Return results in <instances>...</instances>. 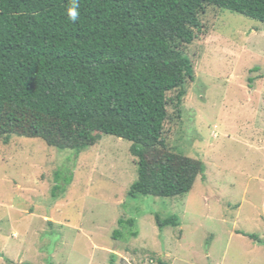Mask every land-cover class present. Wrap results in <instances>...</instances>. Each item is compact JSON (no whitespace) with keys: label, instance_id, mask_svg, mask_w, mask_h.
<instances>
[{"label":"rangeland","instance_id":"rangeland-1","mask_svg":"<svg viewBox=\"0 0 264 264\" xmlns=\"http://www.w3.org/2000/svg\"><path fill=\"white\" fill-rule=\"evenodd\" d=\"M200 21L164 127L168 149L204 163L192 189L130 198L137 160L111 135L80 153L14 135L0 143V264H264V24L214 8Z\"/></svg>","mask_w":264,"mask_h":264},{"label":"trees","instance_id":"trees-1","mask_svg":"<svg viewBox=\"0 0 264 264\" xmlns=\"http://www.w3.org/2000/svg\"><path fill=\"white\" fill-rule=\"evenodd\" d=\"M69 5L0 0V143L16 135L80 153L111 135L130 142L137 160L130 198L188 193L204 163L168 149L164 138L168 108L180 116L194 79L183 48L207 8L264 24V0H79L76 22ZM154 220L163 228L178 219Z\"/></svg>","mask_w":264,"mask_h":264},{"label":"clouds","instance_id":"clouds-1","mask_svg":"<svg viewBox=\"0 0 264 264\" xmlns=\"http://www.w3.org/2000/svg\"><path fill=\"white\" fill-rule=\"evenodd\" d=\"M66 15L72 22H76L78 20L80 15L79 0H70V5L66 8Z\"/></svg>","mask_w":264,"mask_h":264}]
</instances>
